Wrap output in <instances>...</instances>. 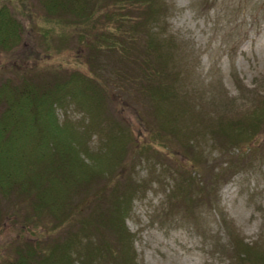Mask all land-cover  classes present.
Instances as JSON below:
<instances>
[{"label":"rangeland","instance_id":"rangeland-1","mask_svg":"<svg viewBox=\"0 0 264 264\" xmlns=\"http://www.w3.org/2000/svg\"><path fill=\"white\" fill-rule=\"evenodd\" d=\"M80 1L96 0L74 6ZM153 1L151 9L129 11L141 26L128 60L111 58L120 60L124 79L111 81L98 124L82 104L55 106L60 122L86 131L80 159L88 168L57 178L40 221L37 194L45 184L0 194V261L22 252L28 264H120L108 245L130 251L137 264H264V0ZM7 4L26 33L0 54L1 85L39 84L53 70L76 68L83 45L70 25L41 27L49 19L44 0H0ZM147 42L160 46L153 52L160 56L143 64ZM85 65L79 69L88 71ZM96 75L106 81L104 68ZM162 83L171 86L164 104L176 116L152 114L146 91ZM125 134L132 139L123 152ZM155 134L163 142L151 143ZM98 154L109 160L105 169L95 168ZM118 227L129 236L124 249Z\"/></svg>","mask_w":264,"mask_h":264},{"label":"trees","instance_id":"trees-1","mask_svg":"<svg viewBox=\"0 0 264 264\" xmlns=\"http://www.w3.org/2000/svg\"><path fill=\"white\" fill-rule=\"evenodd\" d=\"M44 3L47 4L49 19L44 20L45 25L41 27L44 29V26L47 27L46 24L52 22H54V29L57 25L63 29H69V25L72 26V33L83 45L84 54H79L76 68L73 70L65 74L53 70L56 74H52L50 81L42 79L39 84H35L22 79L16 84L6 79L5 83L0 84V105L5 102V105L0 108V194L9 195L19 187L22 190L27 188L26 193L28 194L31 193V188L36 191L40 184H45L37 194L40 205L37 208L36 205L33 206L37 211V221L41 220V206L55 196L54 192H49V189L51 187L54 189L53 185L58 184L57 178L63 172L82 173L85 168H88V164L80 159L86 131L72 128L66 120L60 122L55 106L66 100H71L77 105L82 104L85 112L89 114L91 123L98 124L99 111L103 108V103L107 102L110 86L114 83L111 81L117 82V78L118 81L124 79V73L121 72L123 65L118 67L116 62L128 60L132 49L130 40L134 37L136 29L141 26V20H132L129 11L134 7L139 9L142 6L151 9L155 4L153 0H96L91 4L80 1L81 11H79V7L74 6L76 0H44ZM15 10V7L8 4L0 6V54L18 47L26 33L24 21L15 13ZM67 10H70L74 16H67L66 20L56 16L53 20L52 15L55 11L57 15H60L62 11ZM100 17L105 20H101ZM93 18L100 20H92ZM147 45V56L145 55L143 64L149 63L152 60L151 56H155L157 60L160 56L159 52H157L158 55L154 54L155 49H160L159 45L151 44V42H147ZM83 57L87 60H81ZM116 57L120 60L113 62L111 58ZM85 64L89 65L88 71L84 70ZM83 65H85L84 69H79ZM98 67L105 69L106 81L96 78ZM125 70L127 69H123ZM140 70L143 69L140 68ZM140 73L143 78L144 71ZM153 87L146 91V96L154 103L152 114L163 117L166 114L176 116L177 112L166 110L165 107L168 105L164 104L172 96L171 86L162 83V85L153 84ZM114 137L121 141L123 139V135ZM131 139L130 134H127L122 141L123 144L120 142L122 148L119 149L124 151L123 146ZM152 140L159 142L156 134L152 135ZM108 157L110 158V154ZM92 159L95 168L105 169L109 162L103 154L92 156ZM27 173L28 182L26 181ZM43 176L47 178L46 183L41 179ZM65 176L67 177V174ZM48 182L51 186L47 185ZM117 229L116 235L126 233L120 227ZM120 237L122 248L128 247L126 236L121 235ZM106 248L107 255L118 258L119 261L122 260L120 264H134L130 251L118 254L117 249L108 245ZM98 250L102 252L101 249ZM27 253L31 254L29 251ZM25 257L21 252L19 257H7L1 260L0 264H28ZM70 264L73 263L70 261Z\"/></svg>","mask_w":264,"mask_h":264},{"label":"bare ground","instance_id":"bare-ground-1","mask_svg":"<svg viewBox=\"0 0 264 264\" xmlns=\"http://www.w3.org/2000/svg\"><path fill=\"white\" fill-rule=\"evenodd\" d=\"M224 190H225V191L227 190V186L224 188Z\"/></svg>","mask_w":264,"mask_h":264}]
</instances>
